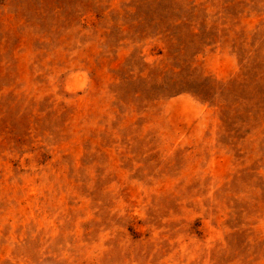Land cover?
Returning a JSON list of instances; mask_svg holds the SVG:
<instances>
[{
	"label": "rangeland",
	"instance_id": "374dc122",
	"mask_svg": "<svg viewBox=\"0 0 264 264\" xmlns=\"http://www.w3.org/2000/svg\"><path fill=\"white\" fill-rule=\"evenodd\" d=\"M0 264H264V0H0Z\"/></svg>",
	"mask_w": 264,
	"mask_h": 264
}]
</instances>
